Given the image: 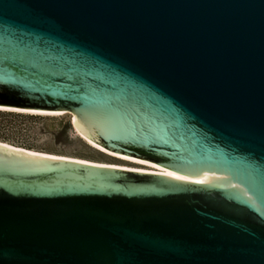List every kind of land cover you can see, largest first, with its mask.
Masks as SVG:
<instances>
[{
  "label": "water",
  "instance_id": "1",
  "mask_svg": "<svg viewBox=\"0 0 264 264\" xmlns=\"http://www.w3.org/2000/svg\"><path fill=\"white\" fill-rule=\"evenodd\" d=\"M0 108L178 175L0 145V264H264V0H0Z\"/></svg>",
  "mask_w": 264,
  "mask_h": 264
},
{
  "label": "rangeland",
  "instance_id": "2",
  "mask_svg": "<svg viewBox=\"0 0 264 264\" xmlns=\"http://www.w3.org/2000/svg\"><path fill=\"white\" fill-rule=\"evenodd\" d=\"M66 124L70 127L67 128ZM0 142L26 150L100 164L151 169L110 156L90 145L72 125L70 114L41 115L32 118L28 115L18 117L2 113Z\"/></svg>",
  "mask_w": 264,
  "mask_h": 264
},
{
  "label": "bare ground",
  "instance_id": "3",
  "mask_svg": "<svg viewBox=\"0 0 264 264\" xmlns=\"http://www.w3.org/2000/svg\"><path fill=\"white\" fill-rule=\"evenodd\" d=\"M0 110H10V111H14V112H21V113H27V114H40V115H61L63 113H51V112H28V111H23V110H16V109H9V108H0ZM74 123V127L77 129L78 131V128L75 124V122L73 121ZM79 132V131H78ZM80 135L86 139V141L92 145V141L87 137L85 136L83 133L79 132ZM0 145H4V146H8V147H13V148H17V149H21V150H25V151H29V152H33V153H37V154H42V155H46V156H52V157H58V158H63V159H69V160H80V161H84V162H90V161H86V160H81V159H75V158H67V157H63V156H56V155H50V154H45V153H41V152H36V151H31V150H26V149H23V148H18V147H14V146H11V145H8L6 143H3V142H0ZM93 147L99 149L100 151L110 155V156H113V157H116V158H119L121 160H125V161H129V162H132V163H136V164H140V165H144V166H148L150 167L151 169L147 170V169H142V168H131V167H125V166H116V165H108V164H101V165H108V166H113V167H119V168H124V169H131V170H136V171H141V172H152V173H165V174H169V175H172V176H177V174H174L172 172H169L165 169H163L162 167L152 163V162H148V161H144V160H140V159H137V158H133V157H128V156H125V155H120V154H116V153H113V152H110V151H107L105 150L104 148L102 147H98V146H94L92 145ZM93 164H100V163H95V162H91ZM206 179V176L205 175H202L198 180H205Z\"/></svg>",
  "mask_w": 264,
  "mask_h": 264
},
{
  "label": "trees",
  "instance_id": "4",
  "mask_svg": "<svg viewBox=\"0 0 264 264\" xmlns=\"http://www.w3.org/2000/svg\"><path fill=\"white\" fill-rule=\"evenodd\" d=\"M7 111V112H4ZM2 113H8V116H18V117H22L24 115H28V117H40V114H27V113H21V112H14V111H10V110H0V115ZM6 115V114H5ZM66 127H70L69 124H66Z\"/></svg>",
  "mask_w": 264,
  "mask_h": 264
}]
</instances>
